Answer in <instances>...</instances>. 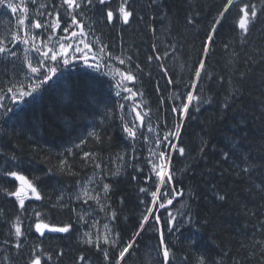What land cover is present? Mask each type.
Masks as SVG:
<instances>
[{"label":"trees","instance_id":"1","mask_svg":"<svg viewBox=\"0 0 264 264\" xmlns=\"http://www.w3.org/2000/svg\"><path fill=\"white\" fill-rule=\"evenodd\" d=\"M113 2L120 5L121 0H110L103 6L94 0V7L85 10V31L91 33L89 41L99 37L109 46V52H119L126 60L130 56L131 63L108 61L97 70L82 60L69 65L60 62L53 77L55 88L42 85L18 104L0 100V189L16 190L19 182L4 175L14 170L32 181L42 197L36 200L29 193L22 210L15 197L0 190V264H30L34 254L41 256V264H115L119 251L139 228L146 203L151 204L150 192L155 190V177L147 164L151 145L144 135L162 137L164 132L175 131L181 121L180 137L173 142L185 152L171 153L174 179L167 189L174 187L180 194H173L176 198L172 204L156 213L170 248V264L180 259V264H197L201 257L204 264H264V246L257 243L264 241V0H234L214 32L212 25L227 0H128L134 12L129 23L117 19L110 25L105 14ZM59 3L36 0L28 7L32 13L45 5L46 18L49 12L55 16ZM245 3L255 4L259 13L246 38L235 27L239 8ZM0 17V34L15 30L19 14L8 10ZM56 33L52 41L64 35L62 29ZM209 33H213V42L205 55L202 45ZM48 35L41 31L40 40H47ZM7 46L17 52L18 59L0 55V96H5L11 85L26 81L25 54L17 51L25 45ZM149 56L153 57L151 61ZM201 59L205 60V69L194 90L199 99L192 102L187 116H178L171 111L181 104L175 96L186 95L185 85ZM54 63L48 61L47 66ZM129 68L135 71L137 80L134 86H127L138 94L125 100L122 97L130 94L121 92L117 97L115 85L119 80L117 69ZM16 69L20 72L17 78L13 76ZM85 74L93 78L89 81L93 87L87 93L80 90ZM169 79L174 83L169 84ZM22 84L28 86L27 82ZM120 104L125 105L123 110ZM133 106L149 113L140 128L143 135L136 141L126 138L121 121L122 116L132 119ZM8 108L12 111L5 116ZM90 132L100 140L89 136ZM81 140L85 144L75 148ZM69 148L71 155L67 154ZM84 152L94 153L101 169L86 162ZM13 154L18 166L11 159ZM120 156L124 157L122 161ZM61 159H66L77 175L60 172ZM245 168L249 172H244ZM89 177L93 178L90 188H102L101 178L110 185L106 199L101 193L105 210L94 201L85 204L83 199H76L80 187L76 182L83 184ZM142 187L148 192H140ZM220 196L225 199L220 200ZM37 211L45 222L58 227L70 223L71 230L37 233L33 227ZM169 213L175 217L171 229L167 223ZM190 215L192 223L188 222ZM17 216L24 233L18 240L11 234L14 230L10 223ZM105 225L113 238L118 234V247L101 240L102 250L98 251L95 244L84 243L85 232L91 230L95 242L97 235L106 234ZM157 227L150 218L122 264H140L137 256L146 249L154 259L141 264H162ZM173 245L181 248V254L173 252ZM103 249L108 250L109 260L104 259ZM81 254L83 262L78 259Z\"/></svg>","mask_w":264,"mask_h":264},{"label":"snow or ice","instance_id":"2","mask_svg":"<svg viewBox=\"0 0 264 264\" xmlns=\"http://www.w3.org/2000/svg\"><path fill=\"white\" fill-rule=\"evenodd\" d=\"M36 4V0H19V3L14 2V0H0V7L9 9L13 15L19 14V19L15 25V30L6 31L3 34H0V55H6L12 58L17 56V52L11 50L7 45L23 44L25 45V56L24 63L32 74H40L42 79L39 80V83H31L27 87L24 84H13L7 88V92L11 94V100L13 103H18L24 101L26 97L33 96V93L37 92L42 85L48 84L49 87L55 88L56 81L53 80V77L59 71L57 65L62 61L64 65H69L73 60H82L84 64L88 67H95L99 70L101 67L106 66L108 61H118L120 65H125L126 63H131L132 58L129 56L127 60L122 56L114 55L108 51V45L103 44L99 37H96L95 41H89L88 37L91 34L90 32L85 31V15L86 9H91L94 7V0H60V3L56 5L55 16L53 13L49 12L46 18H43L46 11L45 5H40L36 12V18H31L30 9L28 4ZM99 5L103 6L108 3V0H98ZM234 3V0H227V3L224 5L223 10L220 11L219 17L212 25L213 32L215 31L218 24L225 17V13L229 10V7ZM41 9H44L43 11ZM240 15L235 21V27L240 30L243 36L246 38L247 34L250 31V27L254 24L259 13L255 4L245 3L239 8ZM134 15V12L131 10V5L128 0H121V3L117 9H107L105 14V19L108 24H115L118 19L124 24H128L130 17ZM79 17V19H78ZM43 18V19H42ZM70 21V22H69ZM191 22V18H189ZM67 25V26H65ZM62 29L64 35L59 37L56 41L59 44L57 49L55 46L48 47V44L52 42L54 36H56V30ZM36 30L48 32L47 40L41 41L39 36L36 34ZM20 33H23L21 35ZM87 41V42H86ZM213 42V33L207 35V42L202 45L203 53L205 55L209 52V45ZM83 44L81 48L79 45ZM91 45V46H90ZM97 48V52H93V48ZM155 49V46H153ZM227 47V45H225ZM34 51L40 56V59L34 65L32 63V58L28 55L29 52ZM79 53V55H76ZM91 53V59L93 63H89V55ZM163 55H167L165 52ZM71 57V59H70ZM107 57V60L105 59ZM152 56L148 57V60L151 61ZM155 59L160 60V56H156ZM55 62L53 66H47V62ZM136 69L140 68V65L137 64ZM163 69L164 66L161 65ZM44 71H41V70ZM205 69V60L201 59L199 61V66L195 67L194 76L189 80L188 84L185 85V88L188 89L186 95L182 97V94L177 93L175 99L181 100V104L173 106L171 111L178 116H187L190 105L193 101L199 99L195 94L194 90L198 87V82L202 77V72ZM117 74L119 75V80L117 81L115 87L118 89L116 91V96L121 97V92L128 93L130 95L122 97L125 100L131 99L132 97L137 96V92L133 90V87L127 86L129 83H132L133 86L137 80V75L135 71L131 68L124 71L117 69ZM165 75H168L167 71L164 72ZM58 79V78H57ZM93 79L85 74V80L80 85V90L84 93H87L92 87V83L89 81ZM182 82V81H181ZM169 84H173L174 81L169 79ZM5 99V97L0 96V100ZM119 107L123 110L125 105L120 104ZM138 106H133L130 108V113H135L131 120L121 117L122 121V131L126 134V138L136 141L139 139L140 128L144 126L145 117L149 115L147 112L137 111ZM12 109L8 108L4 115L7 116ZM11 118L10 116L8 117ZM139 121V124L137 123ZM182 127V121L175 125V131L164 132L163 136H157L154 140H150L147 135H144V140L150 143H154L155 148L149 149L150 158L147 160V164L150 166V171L155 177V190L150 192L151 204L145 206V212L142 216V219L139 223V228L135 233H133L131 240L128 241L125 246L119 251V258L116 260V264H122L123 259L126 254L134 247L137 238L140 236L141 232L145 229L146 223L150 218L154 219L156 225L161 224V218L156 213L159 212V209L166 208L167 205H171L174 199V195H179L180 193L176 192V189L173 187L171 191H167L169 186L173 183V175L171 173L170 164H171V153L178 151L181 155L184 154V147L179 146L177 143L173 142V139H178L180 137V129ZM149 132L152 131L151 124L148 125ZM89 136H94L99 141L100 137L95 132H90ZM85 140H81L79 144H75V148H80L81 145L85 144ZM203 150V149H202ZM67 154H72V149H67ZM225 158L228 157V153H225ZM13 161H17L18 158L13 154L11 156ZM83 159L91 161L94 164V169H101V164L96 163V160L99 159L94 153L84 152ZM119 159L122 161L123 156H120ZM60 172L68 171L69 175H77V173L72 172L70 167L67 164L66 159H61L59 161ZM244 172H249V168H245ZM115 174V173H113ZM7 177H14L17 181L20 182V186L16 188L15 191H8L7 189H0L4 191L8 196L15 197L19 202L20 208L24 209L25 199L28 197L29 193L36 200H40L41 192L38 191L37 186L33 184L32 181L26 179L24 175H20L18 171H7L4 173ZM151 178V177H149ZM37 179V178H34ZM102 183V188L96 190L95 188H90L89 185L93 183V178L89 177L86 181L81 184V181H77L79 187V194L76 196V199H83L84 203L87 204L89 201H94L97 205H100L101 210H105V205L102 204L101 193L103 198H107L110 185L103 183V179L99 181ZM140 192L147 193L148 189L140 188ZM220 200H224V196L219 197ZM145 203L144 201H141ZM75 212V209H73ZM36 218V223L34 224V229L37 233L41 235L44 234V231L47 229L53 232L67 233L71 230L72 225L66 223L63 226H56L50 222H45L42 214L37 211L34 213ZM112 218H115L116 213H111ZM80 220L84 219V216H79ZM175 217L169 213L168 227L171 229ZM19 216L16 217L15 221L10 222L11 228L14 230L11 234L14 235L17 240L24 235L21 225L18 222ZM188 222L192 223L193 218L191 215L188 218ZM95 225H93L94 227ZM106 234L103 236L97 235L95 242L93 241L91 230L83 234L84 243L88 245L95 244V247L98 251L102 250L100 248V241L102 240L104 244L110 245V247H118L119 236L113 238L111 236V231L107 229L105 225ZM159 233V251L162 255V264H170V248L167 246L164 232L162 228L157 227L155 229ZM7 243V241H5ZM264 246V241L257 242ZM16 247H19V243L16 244ZM103 255L105 260H109V252L107 249H103ZM261 256L264 257V252H261ZM81 262L84 261L85 257L83 254L78 258ZM30 264H41V256L34 254L33 258L30 260ZM159 264V262H157ZM197 264H204L203 257L199 258Z\"/></svg>","mask_w":264,"mask_h":264},{"label":"bare ground","instance_id":"3","mask_svg":"<svg viewBox=\"0 0 264 264\" xmlns=\"http://www.w3.org/2000/svg\"><path fill=\"white\" fill-rule=\"evenodd\" d=\"M201 21V20H200ZM205 21V20H204ZM208 21V20H207ZM203 24V23H202ZM201 31V30H200ZM201 35V34H200ZM201 38V37H200ZM171 45V44H170ZM172 46H173V44H172ZM171 48V47H170ZM173 48V47H172ZM210 57V56H209ZM160 64H161V62H160ZM180 78V77H179ZM18 104V103H17ZM191 208H192V206H191ZM34 227V226H33ZM183 231V230H182ZM148 233V232H147ZM185 233V232H184ZM166 235H168V234H166ZM182 235V234H181ZM168 237V236H167ZM185 237V236H184ZM131 239V238H130ZM180 239V238H179ZM200 239V238H199ZM126 240V239H125ZM128 241V240H127ZM155 241V240H154ZM177 241V240H176ZM123 242V241H122ZM148 242H150V241H148ZM178 242H179V240H178ZM177 242V243H178ZM138 243H140V242H138ZM148 244V243H147ZM144 246H146V245H144ZM147 246H149V245H147ZM188 248V247H187ZM142 249V248H141ZM156 249V248H155ZM154 249V250H155ZM173 252H175V253H179V254H181V248L179 247V246H175V245H173ZM152 250V249H151ZM187 250V249H186ZM184 251V250H183ZM188 252V251H187ZM190 252V251H189ZM142 253L143 254H145V253H147L148 254V256H145V257H143V255H142ZM153 253H154V251H153ZM186 253V252H185ZM153 256V254H152V252L149 250V249H146L145 251H143V252H139V254H138V256H137V258H139L140 259V264L141 263H143L144 261H146L147 259L149 260V261H151L152 259H154V257H152ZM175 257V256H174ZM118 258H119V256H118ZM192 259H194L193 257H192ZM9 260V259H8ZM5 262V261H4ZM179 262H181V259L180 260H178L177 262H175L174 261V263L173 264H180ZM195 262V261H194ZM145 263V262H144ZM147 263V262H146ZM116 264V263H115ZM150 264V263H149Z\"/></svg>","mask_w":264,"mask_h":264},{"label":"rangeland","instance_id":"4","mask_svg":"<svg viewBox=\"0 0 264 264\" xmlns=\"http://www.w3.org/2000/svg\"><path fill=\"white\" fill-rule=\"evenodd\" d=\"M17 51H19V52L21 53L22 51H24V49L18 48ZM115 54L118 55V56H121V55H119V52H116ZM17 59H18V58H14V61L17 60ZM32 61L34 62V64L37 63V59H36L35 57H33V56H32ZM41 71H42V70H41ZM19 73H20L19 70L16 69V71L14 72V75H13V76L17 78V77L19 76ZM26 76L29 77V78L27 79ZM33 76H35V74H32L31 72H29L28 74H27V73L24 74V77H25V80H26L25 82L30 81V82L32 83V77H33ZM38 77H39V76H38ZM25 82L22 81V83H25ZM150 140H154V136H153V135L151 136ZM149 145H151V149H154V148H155L154 143H150V142H149ZM92 211H94V210H92ZM44 232H45V231H44ZM92 239H93V238H92ZM12 255L15 256V253H12Z\"/></svg>","mask_w":264,"mask_h":264}]
</instances>
